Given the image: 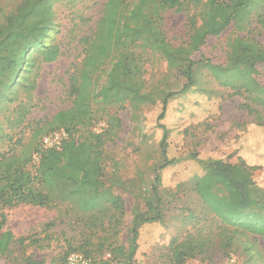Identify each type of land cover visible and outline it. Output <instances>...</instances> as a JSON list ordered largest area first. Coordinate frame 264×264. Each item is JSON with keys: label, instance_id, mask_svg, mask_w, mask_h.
Listing matches in <instances>:
<instances>
[{"label": "trees", "instance_id": "trees-1", "mask_svg": "<svg viewBox=\"0 0 264 264\" xmlns=\"http://www.w3.org/2000/svg\"><path fill=\"white\" fill-rule=\"evenodd\" d=\"M59 1L17 0L6 10L0 7V112L6 105L17 102L20 89L27 93L35 89V77L30 79V75L37 61L51 63L68 52L57 38L60 25L56 22L55 6ZM170 10L190 13L188 36L176 46L168 41L161 27L163 14ZM78 20L80 30L72 40L79 61L67 77L71 105L54 115L50 131L44 135L60 128L70 133L77 125L89 123L94 101L120 107L128 99L137 97L145 85L147 51L161 56L169 68L184 77V90L194 81L196 62L191 55L207 38L220 35L230 25L245 29L244 36H236L230 42L225 65L208 60L200 62L220 86L232 89L236 95H245L247 102L239 107L253 116L245 128L252 133V144L247 148L252 159L249 161L241 155L239 138L230 154L236 158L234 163L221 159L199 160L203 173L194 181L193 190L202 209L223 229L221 233L231 230L232 237L244 236L243 250L254 259L253 264H261L255 245L257 238L264 239V190L258 185L259 181L264 182V170L257 177L253 173L261 170L259 160L264 158V113L251 104L264 109V85L255 79L258 67L264 65V44L250 33L256 24L264 35V0H103L91 23H88L90 18ZM101 73L106 74V80L97 88ZM105 125L99 132L86 130L78 141L68 134L59 150H42L41 139L25 147L21 139L14 140L0 128V226L5 222L4 209L18 204L47 207L66 201L79 209V221L84 226L95 221L102 228L119 225L125 215L124 200L104 188L101 179L103 147L113 141L120 123L114 114L107 113ZM18 146L23 148L19 150ZM158 181L156 174L154 191ZM147 206L156 211V216L133 214L126 250L117 248L109 258L99 257L91 262L89 256L93 252L87 248L90 243L86 240L82 246L87 247L81 250L91 264H114L122 260L132 264L138 246L135 223L160 219L159 207L149 203ZM24 240L15 237L9 229L3 230L0 256L8 255L13 244L22 245ZM94 246L101 249L104 244ZM222 247L228 253L230 243L226 241ZM204 251V242H197L192 236L181 242L173 241L170 249L174 264H184L188 258L198 257ZM66 257L67 254L63 264ZM25 264L42 262L26 257Z\"/></svg>", "mask_w": 264, "mask_h": 264}, {"label": "rangeland", "instance_id": "rangeland-1", "mask_svg": "<svg viewBox=\"0 0 264 264\" xmlns=\"http://www.w3.org/2000/svg\"><path fill=\"white\" fill-rule=\"evenodd\" d=\"M16 1L0 0V7L6 10ZM102 3L103 0H61L56 4V22L60 25L57 38L68 52L51 63L37 61L30 75V79L35 77V89L30 93L20 89L17 102L6 105L0 112V128L14 140L21 139L23 146L39 142L50 131L54 115L71 105L67 77L79 61L72 37L80 30L78 18H90L88 23H91ZM189 14L172 10L163 14L161 27L172 45L186 40ZM251 28L250 36L264 44L263 31L256 24ZM245 32L230 25L220 35L208 37L191 55L196 62L194 81L184 90V77L169 68L161 56L147 51L145 85L137 97L128 99L120 107L94 101L91 121L84 126L77 125L68 134L78 141L86 130L99 132L104 128L107 113L118 118L120 127L113 141L103 147L101 180L104 188L123 198L122 221L112 225V229L102 228L98 221L84 226L73 203L58 202L47 207L18 204L4 209L5 222L0 226V233L9 229L15 237L25 240L22 245L13 244L8 255L0 256V264H25L26 257L42 264H63L66 254H83L81 249L87 247L82 246L86 240L90 243L87 248L93 252L89 256L91 262L99 257L107 259L117 248L126 250L135 212L156 216V211L149 209L147 203L159 207L160 219L135 223L138 246L132 264H174L170 252L172 242H181L188 236L204 242L205 251L198 257L188 258L184 264H253L254 259L243 250L241 242L246 241L245 237H232L231 230L222 234L223 229L202 209L193 190L194 181L203 173L199 160L236 161L230 154L253 117L239 107L247 102L245 95H236L232 89L220 86L200 62L208 60L225 65L230 42ZM258 72L255 79L264 85V65L258 67ZM105 80L106 74L101 73L97 88ZM251 105L264 113L261 106ZM259 162L262 167L253 173L256 177L264 170V158ZM156 174L159 181L154 191ZM258 185L264 190L263 181ZM226 241L230 243L228 253L222 249ZM101 242L104 246L97 249L94 245ZM255 247L264 264V239L257 238ZM114 264L128 263L122 260Z\"/></svg>", "mask_w": 264, "mask_h": 264}, {"label": "built area", "instance_id": "built-area-1", "mask_svg": "<svg viewBox=\"0 0 264 264\" xmlns=\"http://www.w3.org/2000/svg\"><path fill=\"white\" fill-rule=\"evenodd\" d=\"M68 137V133L64 129H58L51 133H48L41 138V148L42 150L61 148L62 142ZM34 159L37 161L39 159V154L34 155ZM66 264H91L90 260L86 258L83 254L78 252H73L67 255Z\"/></svg>", "mask_w": 264, "mask_h": 264}, {"label": "crops", "instance_id": "crops-1", "mask_svg": "<svg viewBox=\"0 0 264 264\" xmlns=\"http://www.w3.org/2000/svg\"><path fill=\"white\" fill-rule=\"evenodd\" d=\"M243 130V129H242ZM252 133L250 131H247L246 130H243L241 131V134H240V139H241V145H242V149H241V155L246 158L247 160L250 161V156L248 155V151H247V148H248V145L252 144ZM259 137V136H258ZM260 138V137H259ZM258 143V141H256V144ZM259 144V143H258ZM257 146V145H256ZM249 149V148H248ZM257 149V148H255ZM262 159V158H261ZM260 159V160H261Z\"/></svg>", "mask_w": 264, "mask_h": 264}]
</instances>
